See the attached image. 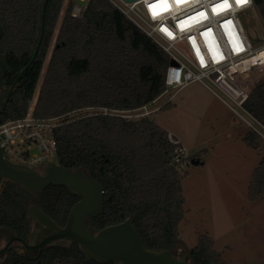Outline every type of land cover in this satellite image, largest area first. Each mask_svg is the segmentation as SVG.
<instances>
[{"label": "trees", "instance_id": "obj_1", "mask_svg": "<svg viewBox=\"0 0 264 264\" xmlns=\"http://www.w3.org/2000/svg\"><path fill=\"white\" fill-rule=\"evenodd\" d=\"M44 1L0 0V53L6 57L7 89L34 55ZM65 1L49 0L40 50L0 114V124L26 117L37 92L34 116L49 119L89 108L134 111L165 91L170 57L152 38L109 0H91L80 17L73 16L76 2L71 0L59 26ZM259 11L264 21V0ZM245 107L264 125V81L249 91ZM53 136L58 144L55 162L69 170L84 169L103 186L102 211L87 218L93 232L132 217L146 249L168 250L176 256L185 218L186 175L171 162L173 146L161 126L146 118L97 113L65 120ZM243 141L263 152L253 170L248 197L264 199L263 138L250 129ZM79 199L63 186L51 185L32 194L0 177V227L28 243L33 230L29 205L39 206L64 226ZM3 243L0 237V252L6 247ZM186 254L189 264H228L207 234H201ZM0 264L117 263L88 259L76 244L49 246L39 255L32 250L26 254L23 244L14 242L0 253Z\"/></svg>", "mask_w": 264, "mask_h": 264}, {"label": "built area", "instance_id": "obj_2", "mask_svg": "<svg viewBox=\"0 0 264 264\" xmlns=\"http://www.w3.org/2000/svg\"><path fill=\"white\" fill-rule=\"evenodd\" d=\"M90 1L79 0L73 16L80 17ZM109 1L170 57L165 73V91L152 103L135 109L140 111L135 117L151 120L154 112L170 104L183 89L198 83L264 139V125L245 107L250 90L240 83L242 75L264 67V40L254 44L242 19L245 14L250 17L249 12L259 7L255 0H247L243 4H238L237 0H180L179 3L166 0L167 10L160 5L158 15L153 14L149 5L159 4V0ZM225 2L226 8L213 11L216 5ZM201 12L205 15H198ZM182 21L186 23L182 24ZM256 56H261L260 60L252 62ZM172 60L174 64H171ZM153 105L156 107L152 109ZM101 114L125 117L121 111L115 110L105 109ZM64 123L57 117L36 118L34 106H31L26 117L0 124V147L4 157L37 170L47 162H55L58 144L53 131ZM165 131L173 146L171 162L183 172L186 166L191 165V158L182 139Z\"/></svg>", "mask_w": 264, "mask_h": 264}, {"label": "rangeland", "instance_id": "obj_3", "mask_svg": "<svg viewBox=\"0 0 264 264\" xmlns=\"http://www.w3.org/2000/svg\"><path fill=\"white\" fill-rule=\"evenodd\" d=\"M70 1H65L59 26ZM74 1L80 4L78 0ZM249 16L245 14L242 19L248 36L257 44L258 40L264 39V21L259 7L249 12ZM262 81L264 67H258L248 72L240 83L251 90ZM37 96L38 92L31 104L34 108ZM190 97L197 100L192 102L194 99ZM214 98L200 85H194L178 94L170 109L164 110L165 106L154 112L151 120L135 117L140 112L135 110L121 111V115L123 113L125 118L132 120L146 118L156 121L182 139L191 160L202 154L207 161L202 166H186L185 171L181 172L186 175L183 180L186 203L176 257L195 247L201 234H207L214 240L215 250L226 263L264 264V199L250 201L248 197L253 170L263 152L252 149L250 153L242 143L236 141L234 115L227 108H222ZM155 107L153 105L152 109ZM104 110L83 109L57 119L63 122ZM38 169L41 170L40 167Z\"/></svg>", "mask_w": 264, "mask_h": 264}, {"label": "water", "instance_id": "obj_4", "mask_svg": "<svg viewBox=\"0 0 264 264\" xmlns=\"http://www.w3.org/2000/svg\"><path fill=\"white\" fill-rule=\"evenodd\" d=\"M124 1L133 3L138 0ZM48 2L49 0H45L43 3L40 38L34 55L9 89L4 85L7 74L6 57L0 53V114L4 112L13 92L17 89L18 81L38 55L45 33ZM255 2L260 5L263 0ZM2 35L3 28L0 24V38ZM174 63L172 60L171 64ZM191 164L198 166L203 162L193 158ZM0 177L20 185L32 194H39L51 185H58L80 198L72 206L64 226H59L39 206L29 205L28 217L33 223L29 242L23 241L11 229L0 227V237L6 241V247L0 253L7 251L14 242H21L26 254L29 250H37L39 255L49 246L71 247L76 244L88 259L100 263L189 264L185 253L176 257L168 250L146 249L133 225L132 217L96 233L93 232L87 218L101 213L105 194L103 186L84 169L69 170L56 162H47L41 170H37L8 160L0 147Z\"/></svg>", "mask_w": 264, "mask_h": 264}, {"label": "crops", "instance_id": "obj_5", "mask_svg": "<svg viewBox=\"0 0 264 264\" xmlns=\"http://www.w3.org/2000/svg\"><path fill=\"white\" fill-rule=\"evenodd\" d=\"M248 74V73H247ZM246 77V74H244V75H242L241 76V79L242 80H244V78ZM194 85H200V87L201 88H203L204 90H206L207 92H209L204 86H202L201 84H193V85H191V86H194ZM191 86H189V87H187V88H185V89H183L181 92H183L184 90H186V89H188V88H190ZM247 90H249L248 89V87H246V85L244 86ZM180 92V93H181ZM179 93V94H180ZM210 93V92H209ZM213 97H215L212 93H210ZM191 98V100H193L194 98L193 97H190ZM214 99H217V102L221 105V107L222 108H227L233 115H234V117H235V119H234V127H235V134H234V136H235V139H236V141L237 142H240V143H242V145H244L248 150H249V152L250 153H252V149L251 148H249V147H247V145L244 143V141H243V138H244V136H245V134H246V132H248L249 130H250V128L241 120V119H239L225 104H223L218 98H214ZM195 100H197L196 98L192 101V102H195ZM174 101V100H173ZM173 101L170 103V107L168 108V109H170L171 107H172V103H173ZM199 103V102H198ZM215 103V102H214ZM202 104V103H201ZM217 105V104H216ZM163 111V110H162ZM156 122V121H155ZM157 123V122H156ZM159 125V124H158ZM159 126H161L164 130H167V129H165L162 125H159ZM168 131V130H167ZM251 156H253L252 154H250ZM201 158H200V160L202 159V162H203V164L202 165H205L206 163H207V161H206V159H204L203 157H202V154H201V156H200ZM199 159V158H198ZM214 159V158H213ZM259 163V162H258ZM257 163V164H258ZM228 165H230L229 163H227ZM202 165H199V166H202ZM257 166V165H256ZM251 181V180H250ZM250 184V183H249ZM249 186V185H248Z\"/></svg>", "mask_w": 264, "mask_h": 264}, {"label": "snow or ice", "instance_id": "obj_6", "mask_svg": "<svg viewBox=\"0 0 264 264\" xmlns=\"http://www.w3.org/2000/svg\"><path fill=\"white\" fill-rule=\"evenodd\" d=\"M177 2L179 3L180 0H177ZM247 0H237V3L238 4H243V3H246ZM160 5H163L164 6V10H167V4H166V0H159V4H151L149 5L150 9L153 11V14L154 15H158L159 12L157 11V8L160 6ZM227 7V3L225 2L224 4H221V5H216L215 8H213V11H217V9L219 10H223L224 8ZM198 15L200 16H204L205 14L203 12L199 13ZM189 19H195L194 17H190ZM182 24L183 23H186V22H181ZM230 23V22H229ZM205 35H207V33H205Z\"/></svg>", "mask_w": 264, "mask_h": 264}, {"label": "bare ground", "instance_id": "obj_7", "mask_svg": "<svg viewBox=\"0 0 264 264\" xmlns=\"http://www.w3.org/2000/svg\"><path fill=\"white\" fill-rule=\"evenodd\" d=\"M260 58H261L260 56H256V57H255V58H253L251 61H252V62H257V61H259V60H260Z\"/></svg>", "mask_w": 264, "mask_h": 264}, {"label": "flooded vegetation", "instance_id": "obj_8", "mask_svg": "<svg viewBox=\"0 0 264 264\" xmlns=\"http://www.w3.org/2000/svg\"><path fill=\"white\" fill-rule=\"evenodd\" d=\"M32 252H34V253H35V252H37V250H32Z\"/></svg>", "mask_w": 264, "mask_h": 264}]
</instances>
